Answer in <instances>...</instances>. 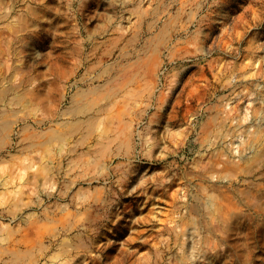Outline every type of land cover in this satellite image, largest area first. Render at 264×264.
<instances>
[{
  "label": "rangeland",
  "instance_id": "rangeland-1",
  "mask_svg": "<svg viewBox=\"0 0 264 264\" xmlns=\"http://www.w3.org/2000/svg\"><path fill=\"white\" fill-rule=\"evenodd\" d=\"M53 256L264 264V0H0V264Z\"/></svg>",
  "mask_w": 264,
  "mask_h": 264
},
{
  "label": "bare ground",
  "instance_id": "bare-ground-1",
  "mask_svg": "<svg viewBox=\"0 0 264 264\" xmlns=\"http://www.w3.org/2000/svg\"><path fill=\"white\" fill-rule=\"evenodd\" d=\"M214 10V9H213ZM210 53V52H209ZM208 53V54H209ZM31 177V176H30ZM49 181H50V179H49ZM18 185H20V183L18 184ZM17 184L15 185V187H17L18 186ZM15 192L17 193V199H18V201L19 202H21V203H23V201H24V197H23V195L25 194L24 192H23V190H21V188H20V186H18V189H15ZM61 246H64V245H61ZM65 251V250H64ZM58 257H56V256H53V258H52V264H54L56 261V259H57Z\"/></svg>",
  "mask_w": 264,
  "mask_h": 264
}]
</instances>
